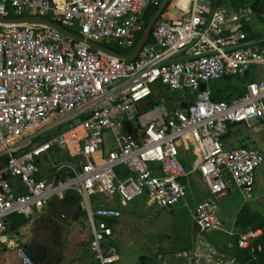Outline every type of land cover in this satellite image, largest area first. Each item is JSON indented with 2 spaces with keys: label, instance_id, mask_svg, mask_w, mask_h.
Here are the masks:
<instances>
[{
  "label": "built area",
  "instance_id": "obj_1",
  "mask_svg": "<svg viewBox=\"0 0 264 264\" xmlns=\"http://www.w3.org/2000/svg\"><path fill=\"white\" fill-rule=\"evenodd\" d=\"M160 2L0 0V16L59 14L60 26L129 54L146 26L144 13ZM170 12L172 17L159 16L128 61L46 25L0 23L1 243L7 244L11 215L33 216L51 200L74 192L90 230L94 264H117L113 224L122 212L94 206L96 195L172 209L186 199L195 173L208 194L193 207V227L200 233L222 229L216 206L231 191L250 196L264 155L257 146H226L223 140L233 124L251 129L264 121V37L247 30L255 11L249 0L232 11L217 0H173ZM248 75L252 78L244 91L229 97L230 81ZM156 85L187 96L182 99L186 106L180 101L139 113L138 103ZM215 94L224 97L214 99ZM106 134L112 144L103 154ZM181 151L192 157L189 168ZM51 154V175L41 178V158ZM12 179L22 193L15 191ZM261 234V228H248L239 234L237 246L260 251L255 241ZM15 254L23 264H36L23 247H16ZM171 256L159 255V264L169 259L191 264L197 250ZM233 263L209 256V264Z\"/></svg>",
  "mask_w": 264,
  "mask_h": 264
},
{
  "label": "crops",
  "instance_id": "obj_2",
  "mask_svg": "<svg viewBox=\"0 0 264 264\" xmlns=\"http://www.w3.org/2000/svg\"><path fill=\"white\" fill-rule=\"evenodd\" d=\"M237 5L238 3L232 4L229 0L220 1V6L226 11L234 10ZM247 30L254 36L264 37V23L259 20L256 14L247 26ZM156 87L159 86L156 85L154 90ZM177 95L179 98L177 103L181 101L180 106H182L183 98L179 94ZM138 107H144V104H139ZM262 123L264 122L256 123L253 128L263 127ZM228 134L230 135V132ZM105 139L108 143L101 149L103 154L111 148L112 144L109 135L106 134ZM239 140L241 141L239 144H249L254 141L253 138ZM181 152V158L189 168L188 157L184 151ZM54 156L55 154H51L49 157L41 158L39 177H50V164L54 160ZM193 175L194 173L189 177L188 195L180 206L189 208L192 224L193 207L198 201L195 189L191 187ZM12 185L16 192H22L23 188L17 179H12ZM204 188H202L203 196L206 197L208 195L207 188L206 186ZM93 205L113 206L122 212V216L113 224L112 243L119 251H122L117 264H138L134 260H126L124 249H131L132 257L142 255L144 264H159V255H164L161 248L166 247L168 233L157 230L154 216L158 213H167L168 210L174 214V210L177 209L145 207L140 199L123 204L116 196L107 197L104 195L93 197ZM216 215L221 221V230L228 234L240 233L243 229L251 227L253 223L264 219V163L255 171V182L250 196L247 197L239 190L231 191L227 197L217 203ZM192 228L193 234L200 233L194 230L195 227ZM5 234L7 244L0 242V264H23L15 254L16 247H23L36 264H94L93 256L89 250L90 230L86 224L84 212L80 209L78 196L74 192H67L62 200H51L39 213L33 216L11 215L7 219ZM205 243L212 246L208 240L198 241L196 250H199V245ZM221 256H224L225 259L235 260L233 256H227L230 258H226L225 254ZM184 264L188 263L184 260ZM191 264H209V259L199 257Z\"/></svg>",
  "mask_w": 264,
  "mask_h": 264
},
{
  "label": "rangeland",
  "instance_id": "obj_3",
  "mask_svg": "<svg viewBox=\"0 0 264 264\" xmlns=\"http://www.w3.org/2000/svg\"><path fill=\"white\" fill-rule=\"evenodd\" d=\"M173 0L169 2V4L166 6L164 11L162 12V17H172V14L170 12V6L172 4ZM74 30V29H73ZM108 42V41H106ZM109 43V42H108ZM123 52H127L124 49H121ZM132 51V50H131ZM252 78L251 75H248L244 78H235L231 80L230 86L228 87L227 92L229 91L228 96L230 97L231 95L236 94L237 89H243L245 83H247L250 79ZM159 87H156L154 97L157 99V104L152 107L150 105L147 108V113L152 111L153 109L159 110L161 107L169 108V107H174L177 105V101L179 100L178 95L175 93H170L168 92L163 86L158 85ZM190 97V96H189ZM183 99H189L187 96H183ZM147 102V99L144 101H141L138 104H144ZM139 113H144V111H139ZM146 113V114H147ZM147 118L149 116H146ZM146 118V119H147ZM145 119V118H144ZM264 122V121H263ZM263 127H257V128H246L244 125L237 123L233 124L230 127V135H226L224 137V143L226 146H237L239 145V142H241L239 139L244 138H253L254 141L249 142V144L246 145H253L257 146L263 153L264 155V123H262ZM229 136V137H228ZM190 156V155H189ZM182 160V159H181ZM192 160V157H189L188 161ZM185 165H187L184 161H182ZM46 167V166H45ZM192 182V189H195V194L199 199L205 197L203 189H205V185L200 179L198 175L194 173V175L191 178ZM203 188V189H202ZM227 197V196H226ZM225 198V197H224ZM223 198V199H224ZM222 199V200H223ZM183 201L180 203L176 204L174 206V214L170 212V210L167 211V213H158L155 214L154 220L157 223V230H161L164 233H168V237L166 240V247L162 250V254L164 255H170L175 252V251H183V250H188L193 247H196V243L198 241H204L208 240L212 244L208 245L207 243L199 245V250L197 251V256L195 257V260L199 257L204 259L207 257L210 258H218L221 257L222 259H225L224 256H221L222 254L226 255V258H230L227 256H233L235 253V241L238 236V232H233L231 234H228L225 231L222 230H209L207 232L199 233L197 235L193 234V224L191 220V214L190 210L188 207H180L182 206L181 204ZM180 207V208H179ZM261 220V221H260ZM259 223L260 226L264 228V219H260ZM164 239V238H163ZM160 250V248H159ZM160 250V251H161ZM159 251V252H160ZM122 251L118 250L119 256L121 255ZM125 255H126V260H134L136 263L139 264V258L142 255H136L132 257L131 249H124ZM121 258V257H120ZM169 259V258H168ZM169 264H184L183 261H174L173 259L168 260ZM258 264H264V255L261 259V261Z\"/></svg>",
  "mask_w": 264,
  "mask_h": 264
},
{
  "label": "water",
  "instance_id": "obj_4",
  "mask_svg": "<svg viewBox=\"0 0 264 264\" xmlns=\"http://www.w3.org/2000/svg\"><path fill=\"white\" fill-rule=\"evenodd\" d=\"M171 0H161L160 4L158 5L157 9L155 12L152 14L150 19L148 20L140 38L136 42L135 46L133 47L132 51L129 54H123L119 53L117 51H114L108 47H106L103 44L95 43L89 40L84 39L83 37L79 36L78 34L67 30L66 28L60 26L59 24H56L52 22L50 19L45 18V17H40V16H34V15H26V16H21V17H1L0 16V23L1 24H42L46 25L49 27L54 28L55 30L59 31L60 33L64 34L65 36L79 42H84L88 47H90L93 50L100 51L102 53H105L110 56H114L123 60H131L133 59L136 55L139 49L143 46L144 42L148 39L150 30L152 29V26L154 25L155 21L159 18V16L162 14L166 6ZM204 86L202 85V88ZM186 104H183L181 107H185ZM124 127L127 130V132L131 133L132 129L129 125L128 122L124 123ZM194 230L197 231L196 228ZM144 257L140 256L139 264H144Z\"/></svg>",
  "mask_w": 264,
  "mask_h": 264
},
{
  "label": "trees",
  "instance_id": "obj_5",
  "mask_svg": "<svg viewBox=\"0 0 264 264\" xmlns=\"http://www.w3.org/2000/svg\"><path fill=\"white\" fill-rule=\"evenodd\" d=\"M220 1L221 0H217V2L220 4ZM232 4H240L242 2H245V1H248V0H229ZM254 11H255V14L257 15V17L259 18V20L261 22L264 23V17H263V13H264V0H249ZM169 4V3H168ZM156 8L155 9H150V10H147L144 15H143V19H144V25L147 24L148 20L150 19V17L152 16V14L155 12ZM48 19H50L52 22L56 23V24H60V16L59 14H52V15H48L47 16ZM74 31L75 33H77V30H72ZM103 45H105L106 47L112 49V50H115V51H118V52H123L121 49H117L115 48L114 46L110 45V43L104 41L103 42ZM244 90L243 89H237L236 90V94H240L242 93ZM154 90L152 92V94L147 98V102L145 103L144 107H141L139 108V104L137 105V109L138 111H144V113H146L148 110L147 108L152 105V107L154 105L157 104V99L153 98L154 97ZM224 96L223 95H219V94H215L214 95V99H221L223 98ZM108 143L105 139L102 147ZM110 149L106 150L104 152V154H106ZM183 161V160H182ZM23 192V190H22ZM20 192V193H22ZM19 193V192H18ZM261 221V220H260ZM259 223V221H258ZM251 229H256V228H261L262 229V234L261 236L255 241V243H259L261 245V249L260 251H255V252H251L250 249H242V248H239L237 246V242L235 241V253L233 255V257L235 258V263L234 264H258L263 255H264V228L262 226H260V224L257 225V223H253L251 227H249ZM246 229H243V231H245ZM242 231V232H243ZM240 232V233H242ZM238 233V236L239 234ZM237 236V238H238ZM236 238V240H237Z\"/></svg>",
  "mask_w": 264,
  "mask_h": 264
}]
</instances>
